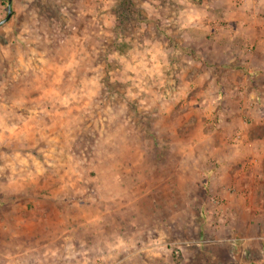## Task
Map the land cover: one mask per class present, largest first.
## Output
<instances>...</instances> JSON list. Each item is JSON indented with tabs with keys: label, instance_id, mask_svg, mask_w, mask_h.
I'll list each match as a JSON object with an SVG mask.
<instances>
[{
	"label": "rangeland",
	"instance_id": "obj_1",
	"mask_svg": "<svg viewBox=\"0 0 264 264\" xmlns=\"http://www.w3.org/2000/svg\"><path fill=\"white\" fill-rule=\"evenodd\" d=\"M11 8L0 264H264V0Z\"/></svg>",
	"mask_w": 264,
	"mask_h": 264
},
{
	"label": "water",
	"instance_id": "obj_2",
	"mask_svg": "<svg viewBox=\"0 0 264 264\" xmlns=\"http://www.w3.org/2000/svg\"><path fill=\"white\" fill-rule=\"evenodd\" d=\"M12 0H8V12L6 18H4L2 21H0V26L6 23L12 15V8H11Z\"/></svg>",
	"mask_w": 264,
	"mask_h": 264
},
{
	"label": "crops",
	"instance_id": "obj_3",
	"mask_svg": "<svg viewBox=\"0 0 264 264\" xmlns=\"http://www.w3.org/2000/svg\"><path fill=\"white\" fill-rule=\"evenodd\" d=\"M262 23H263V26H264V22H262ZM260 31H262V30H260ZM260 31H259V32H260ZM260 33H261V32H260ZM260 33H258L257 35H259V36H260Z\"/></svg>",
	"mask_w": 264,
	"mask_h": 264
}]
</instances>
